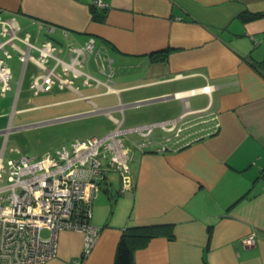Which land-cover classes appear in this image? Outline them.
<instances>
[{"label":"crops","instance_id":"obj_1","mask_svg":"<svg viewBox=\"0 0 264 264\" xmlns=\"http://www.w3.org/2000/svg\"><path fill=\"white\" fill-rule=\"evenodd\" d=\"M103 1L106 7L93 11L92 0H0L1 20L14 26L19 37L27 32L34 44L69 43L64 64L81 74L74 76L49 58V68L64 78L83 74L78 67L86 57L83 60L78 50L88 37L112 62L130 63L139 70L134 81L120 87L92 86L83 79L87 87H104L95 96H116L106 108L71 85L53 84L40 92L57 85L78 94L67 100L87 101L91 110L83 114L105 112L113 128L128 119L109 111L122 112L124 106L140 103L145 104L144 114L136 119L142 123L202 109L216 117L218 127L178 149L134 151L129 161L132 188L115 191L107 174L93 200L90 222L99 235L89 252L83 255L80 232L60 231L58 253L45 264H113L120 235L133 224H171L173 231L172 238L156 236L136 248L134 264H264V74L251 64L264 58V15L241 18L244 13L264 12V0ZM14 43L27 50L20 40ZM9 47L21 62L18 96L25 79L31 88L44 71ZM206 85L210 91H201ZM123 98L137 101L124 104ZM3 148L4 140L0 152ZM251 234L254 243L243 245Z\"/></svg>","mask_w":264,"mask_h":264},{"label":"built area","instance_id":"obj_2","mask_svg":"<svg viewBox=\"0 0 264 264\" xmlns=\"http://www.w3.org/2000/svg\"><path fill=\"white\" fill-rule=\"evenodd\" d=\"M95 8H105L103 0H92ZM20 40L27 50L14 43ZM9 45L19 52V58H30L44 73L34 78L30 87L34 94L53 84L60 88L70 86L71 79L64 78L54 67L45 65L49 58L60 64L64 71L74 76L81 74L72 64H64L49 40L34 44L26 32L21 38L14 26L0 18V50L10 57ZM34 49L38 55L29 53ZM86 52H93L99 71L106 73L108 85L112 76V59L104 49L88 37L78 50L83 60ZM87 77H90L87 75ZM11 70L0 57V94L10 89ZM85 83H90L87 79ZM201 91L209 92V86ZM199 89H190L196 93ZM176 96H182L175 93ZM192 116V117H190ZM216 117L202 109L183 112L175 118L122 126L121 124L101 135L72 138L39 157L19 155L4 162V148L0 152V264H45L58 253V233L64 230L83 235V255L96 241L98 228L91 222L93 200L106 183L108 172L120 175V191L133 186L130 158L134 151H166L186 146L218 127ZM161 132L155 136V131ZM135 136V139L132 137ZM47 230L48 235H41ZM254 243L253 234L242 240L247 246ZM78 264V262H77Z\"/></svg>","mask_w":264,"mask_h":264},{"label":"rangeland","instance_id":"obj_3","mask_svg":"<svg viewBox=\"0 0 264 264\" xmlns=\"http://www.w3.org/2000/svg\"><path fill=\"white\" fill-rule=\"evenodd\" d=\"M30 32L35 30L29 29ZM52 45L57 54L59 49L62 52L59 54L60 59L65 62L68 60V45L69 43L64 40L60 42L53 41ZM73 46V45H71ZM10 57H1L5 60L11 69L12 77L10 80V89L4 94H0V130L8 129L5 135L0 134V146L4 140V162L7 158L17 157L19 155L28 157H39L49 150L72 138H87L94 135H101L113 129L112 123L107 119L105 112L87 113L91 106L87 101L81 99L67 100L76 97L78 94L88 96L89 100L100 106L106 108L116 102V96L102 95L95 96V93L103 91L104 87L95 89L94 87H87L83 85V79H87L92 86L96 81H107V73L110 71L107 68L106 73L99 71L94 60L93 52H86L85 64L83 67H78L83 74L79 78H74L72 75H66L68 79L72 80L71 86L77 89L78 94L70 92L67 89H59L57 85L48 92H39L34 94L33 89L29 88L28 80L25 79L21 85L18 96L16 95V87L20 76L21 62L17 58V54L9 47L6 46ZM33 55H38L35 50L31 52ZM1 54V53H0ZM52 60L49 59L45 65L50 67ZM133 64L121 63L114 59L111 63L112 76L109 85L112 87H120L125 82L135 80L139 73L137 68H133ZM30 71V66L27 72ZM35 70V73H39ZM89 75L90 77H87ZM65 76V75H64ZM139 92V91H136ZM17 97V104L14 107V97ZM128 101V102H127ZM137 100H125L122 103H130ZM144 103L137 105L124 106L122 112L109 111L112 116L120 118L127 117L124 126H131L141 124L136 118L144 114ZM22 109V110H20ZM82 113V114H81ZM12 115V120L9 118ZM140 119V118H139ZM159 131L158 129L155 131ZM5 138L3 139V137ZM135 139V136H132ZM109 179L112 180V185L115 191L120 190V175L115 170L108 172ZM108 198V195H105ZM119 196V195H118ZM113 200V199H111ZM41 235L47 236L48 231L42 230Z\"/></svg>","mask_w":264,"mask_h":264},{"label":"trees","instance_id":"obj_4","mask_svg":"<svg viewBox=\"0 0 264 264\" xmlns=\"http://www.w3.org/2000/svg\"><path fill=\"white\" fill-rule=\"evenodd\" d=\"M96 8L92 6L94 11ZM264 12H250L241 14L242 20L256 19ZM161 59L167 55V50L162 51ZM252 66L264 74V58L251 62ZM156 236L173 237L171 224L139 225L133 224L125 227L117 243L113 264H134L133 252L136 248L143 247L151 238Z\"/></svg>","mask_w":264,"mask_h":264}]
</instances>
